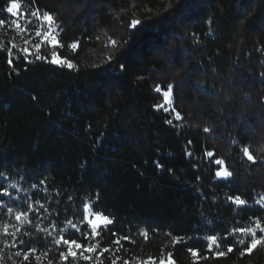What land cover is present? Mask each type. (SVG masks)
<instances>
[{
  "label": "trees",
  "instance_id": "1",
  "mask_svg": "<svg viewBox=\"0 0 264 264\" xmlns=\"http://www.w3.org/2000/svg\"><path fill=\"white\" fill-rule=\"evenodd\" d=\"M21 2L26 11L54 15L63 45L55 51L74 67L52 64L47 46V62L29 57L26 63L13 49L11 67L6 47L0 50V171L8 177L0 184L20 189L8 188L18 200L3 197L0 203L26 208L24 201L39 196L52 211L44 224L56 220L59 228L90 198L95 211L114 218L115 230L134 241L121 242L117 264H142L149 257L159 264L169 252L175 264H193L189 247L211 257L199 264H264V246L241 256L250 238L245 245L236 242L238 233L223 239L250 218L264 219L255 203L264 196V0ZM7 3L0 0V16L10 19L3 11ZM133 20L139 21L135 28ZM37 24L33 19L29 27ZM6 31L0 29L5 43L15 35ZM73 42L76 49L68 47ZM169 84L181 122L154 107L163 103L156 86L167 90ZM244 146L256 163L243 157ZM206 151L215 152L213 160L222 158L233 176L215 179L219 166ZM44 177L47 196L31 188ZM229 195L241 196L247 206L236 211ZM4 212L0 219H9ZM144 228L147 240L139 235ZM29 231L31 236H20L26 243L6 256L35 246L40 264H55L59 256L51 238L34 227ZM207 235L220 237L225 251L233 244L234 251L212 256ZM177 236L186 239L173 245ZM114 239L104 231L100 246L114 252ZM113 258L106 252L98 264H112ZM29 264H37L34 257Z\"/></svg>",
  "mask_w": 264,
  "mask_h": 264
},
{
  "label": "snow or ice",
  "instance_id": "2",
  "mask_svg": "<svg viewBox=\"0 0 264 264\" xmlns=\"http://www.w3.org/2000/svg\"><path fill=\"white\" fill-rule=\"evenodd\" d=\"M35 2V0H33ZM6 12L10 19H5L0 16V29H7L5 35L8 32H13L15 35L11 40L5 41L0 40V50H7L8 55V64L11 67L13 65V59L15 53L13 49L16 50L21 56H23L26 63H31L32 61L29 57H34L35 60H44L48 61V57L42 54V48L47 46L52 49V59L51 63L58 66H67L69 69L73 68L74 65L65 57L60 56L55 49L63 47L61 41L59 40V31L57 28V23L54 15L48 11L41 13L39 8L32 10L31 12L24 10L21 0H8L7 6L3 10ZM33 18L35 21H38V24L34 28H30L29 25L33 24ZM21 20L26 21V23H21ZM139 24V21L133 20L130 27L135 28ZM16 37L22 41V45L17 43ZM112 44L115 45V41H112ZM68 47L71 49H76L78 47V42H73ZM18 58V57H16ZM261 76L264 77V72L261 73ZM174 85L169 84L167 90H163L160 85H157L155 91L163 95V103L157 104L154 107L156 110L163 109L165 112H171L174 114L173 119L176 122H181L183 116L174 106L172 100V95L174 92ZM173 119H168L165 122L167 124H173ZM179 126V125H177ZM203 131L209 133L211 129L207 126L204 127ZM236 141L234 140L233 143ZM189 145L192 143L188 142ZM243 157H245L249 162L256 163V158L251 154L248 146L241 148ZM186 156L191 157L193 153L191 151H186ZM215 152L206 151L204 156L209 159L211 163L218 165L219 167L215 169V179L217 180H228L233 176V173L225 167V161L222 158L212 159L215 156ZM157 167H162L157 163ZM195 167V165H194ZM0 179L7 180L8 177L4 172L0 171ZM200 177H197L199 180ZM8 188L20 189L17 187L16 183H10L6 187L3 184H0V199L7 197L9 200H18V197H13L12 194L8 191ZM31 188L33 190L42 192L44 196L48 195V183L47 177L41 178L38 183H32ZM59 195V193H57ZM227 202L235 206L236 211L242 210L247 206L248 202L243 199L241 196H227ZM68 202L73 203V197L68 196ZM26 208H20L19 205H7L5 203H0V209H5L4 215L9 219L3 220L0 219V264H4L5 259L11 261V264H29L30 257H34L37 261V264H40L41 255H37V248L31 246L25 250H15L11 254L6 256V250L18 249L19 245H23L26 241L20 239L21 235L31 236L30 228L34 227L37 233H43L46 238L50 237L51 242L55 245L58 250L59 260L55 264H78L80 260L86 262H98L100 258L106 252H112L113 259L112 264H117V261L121 257L116 256L115 252H119L123 248L122 241L133 242L131 236L119 234L115 228V220L111 216L95 211V203L89 198L84 199L81 202V205L77 209V212L74 214L75 219L67 218L64 221L63 227H57L56 220H50V222L45 225L44 221L49 220L52 216V211H50L49 206L44 200L37 196L36 198H29L24 201ZM260 208L264 209V196H261L255 201ZM59 215V212L56 213ZM34 220L39 221L34 223ZM251 222L244 227H235L230 233L223 237L224 240H227L229 236H235L239 234L236 239V242L240 245H245V237H248L246 246L241 250V256L252 255L255 250L260 246H264V219L260 217L250 218ZM71 230V231H69ZM158 231V229H156ZM104 231H109L112 236L116 237L112 241L117 247L113 252L111 248L101 247L99 242V237ZM258 233L262 235H258ZM139 235L142 236L145 240L148 239V229H140ZM76 236V238H73ZM82 237V240H81ZM184 237H174L172 244L181 243L185 240ZM187 239H192L191 237ZM207 241L206 251L214 257H224L228 253L234 251V245L228 244L226 251L223 250L221 244V238L217 235H207L204 237ZM83 241H87L84 243ZM48 251H44L42 256L44 259L48 258ZM188 251L193 258V264H199L200 260H208L210 256H203L200 253V249L196 247H189ZM95 254V255H94ZM15 258H21L17 260ZM48 264H54V261L48 259ZM123 264H129L128 260H124ZM139 264V262H138ZM142 264H156V260L152 257H149L148 260L142 262ZM159 264H175L172 259V253H167V260L160 258Z\"/></svg>",
  "mask_w": 264,
  "mask_h": 264
}]
</instances>
